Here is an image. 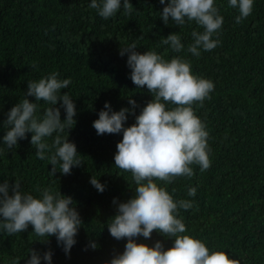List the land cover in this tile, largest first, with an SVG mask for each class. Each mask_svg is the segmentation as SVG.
Returning <instances> with one entry per match:
<instances>
[{"label": "trees", "instance_id": "1", "mask_svg": "<svg viewBox=\"0 0 264 264\" xmlns=\"http://www.w3.org/2000/svg\"><path fill=\"white\" fill-rule=\"evenodd\" d=\"M90 3L0 0V183L20 181L24 191L37 197V190L45 187L61 191L72 197L83 221L70 255L55 236L41 243L47 237L37 236L31 226L12 235L0 228V264L13 260L26 264L31 249L41 255L51 250V264H105L124 251L127 241L114 239L107 223L116 214L113 199L126 202L134 196L136 184L130 172L114 165L122 133L97 135L93 122L105 102L119 111L132 108L131 98L137 106L135 115L128 114L125 127L131 126L152 99L146 86L139 89L130 79L128 54H119L132 43L140 53L151 50L168 60H190L193 74L215 85L210 99L202 106L193 105L209 133L211 166L201 171L193 165L191 178L177 177L166 186L174 199L193 201L191 209L179 211L185 234L203 240L210 250L226 251L240 264H264V0H254L251 15L239 23V10L230 7L229 0H215L224 18L218 35L213 36L219 44L211 51L201 50L199 57L188 53L187 47L193 42L192 31L204 29L187 19L183 26L171 19L166 26L160 17L165 5L159 0H130L131 15L121 8L107 20ZM172 33L181 36L184 49L179 53L161 43ZM52 72H58L60 79H71L62 92L73 98L77 109L69 140L76 144L83 164L73 167L70 175H62L59 166L55 176L50 173V161L35 155L31 133L11 149L2 139L8 130L3 125L6 114L24 99L27 82ZM28 99L35 102L34 97ZM48 106L40 101L37 114L42 116ZM92 176L105 185L102 193L91 185ZM190 187L197 189L195 197L187 195ZM157 240L165 249L174 243L157 232L137 242L153 246ZM41 264L47 262L41 260Z\"/></svg>", "mask_w": 264, "mask_h": 264}, {"label": "clouds", "instance_id": "2", "mask_svg": "<svg viewBox=\"0 0 264 264\" xmlns=\"http://www.w3.org/2000/svg\"><path fill=\"white\" fill-rule=\"evenodd\" d=\"M159 2L165 5L160 17L166 26L170 19L178 26H183L187 19V22L194 21L204 29L202 32L192 31L193 42L187 47L188 53L199 57L201 50L211 51L217 47L219 40L213 36L218 35L224 18L215 0ZM229 6L239 10L236 17L239 23L251 15L254 0H229ZM89 7L97 10L105 20L116 15L121 8L125 15L133 12L130 0H91ZM161 43L170 45L177 53L184 49L181 36L176 33L169 34ZM137 49L132 43L121 48L119 54L121 57L128 54L130 79L139 89L146 86L152 99L135 116V123L131 126L125 127L128 114L135 115L137 106L131 98L129 104L132 108L119 111H113L110 103L105 102L98 119L93 122L97 135L122 133V140L116 145L114 165L130 172L136 184L134 196L126 202L113 199V204L117 205L116 214L110 218L107 228L114 239L127 242L124 251L115 254L105 264H240L226 251L210 250L203 240L185 234L187 228L179 211L191 209L193 201L174 199L166 187L177 177L191 178L193 165L199 166L201 171L211 166L207 143L209 133L193 105L199 102L202 106L206 99H210L215 85L210 79L193 74L188 59L173 57L168 60L155 51L140 53ZM70 84L71 79H60L58 72L37 81H28L24 99L10 108L3 122L8 128L2 137L7 147L17 146L18 141L31 133L30 143L35 146V155L40 160L50 161V173L54 176L57 166L62 175H70L73 167L83 164L76 144L69 140V132L77 123V109L73 98L62 90ZM28 97H34L35 102ZM40 101L49 105L42 116L37 114ZM61 108L65 112L64 119H61ZM65 132L67 135H63ZM46 152L49 155L46 156ZM90 183L100 193L105 190V185L97 177L92 176ZM37 191L40 192L38 197L24 191L20 181L0 183V228L12 235L25 232L31 226L37 236L47 237L41 243H47L49 237L55 236L65 254L70 255L83 226L72 197L49 187ZM196 192L195 187H190L187 195L195 197ZM153 232L172 239L173 246L165 249L160 240L153 246L137 242L139 237L150 239ZM91 247L95 249L96 243L92 242ZM52 255L51 250L41 255L38 250L31 249L26 264H41V260L51 264ZM12 264L20 262L13 260Z\"/></svg>", "mask_w": 264, "mask_h": 264}]
</instances>
